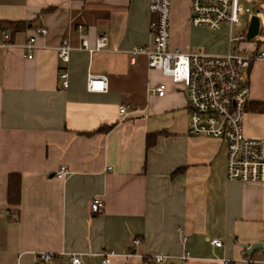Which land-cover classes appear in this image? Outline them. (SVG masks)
Here are the masks:
<instances>
[{"label": "crops", "instance_id": "obj_1", "mask_svg": "<svg viewBox=\"0 0 264 264\" xmlns=\"http://www.w3.org/2000/svg\"><path fill=\"white\" fill-rule=\"evenodd\" d=\"M190 4L172 0L170 49L227 54L230 26L193 27ZM153 18L150 0H0V264H35L42 252L76 254L82 264H145L158 255L177 264H264V183L229 181L226 144L189 133L185 88L151 69L146 55L131 62L134 49L152 46ZM3 23L25 27L3 35ZM103 35L107 48L90 57L82 40L95 47ZM64 40L68 63L58 52ZM90 73L107 76L106 92L87 90ZM247 78L244 134L264 139V61ZM161 83L166 96L151 94ZM11 176L19 178L17 204L9 202ZM97 198L104 210L95 215ZM242 244L263 249L249 255ZM104 251L115 253L108 263Z\"/></svg>", "mask_w": 264, "mask_h": 264}, {"label": "built area", "instance_id": "obj_2", "mask_svg": "<svg viewBox=\"0 0 264 264\" xmlns=\"http://www.w3.org/2000/svg\"><path fill=\"white\" fill-rule=\"evenodd\" d=\"M242 0H191L190 23L193 27H206L218 31L223 25L230 26L229 52L225 55H210L199 52L183 53L181 50H171V5L172 0H150V11L154 14L151 23L153 44L151 47L136 48L130 53L131 62L136 64L137 57L146 55L151 69L160 71L174 85L185 88L189 107V133L192 136H206L220 139L226 144L227 165L226 176L229 181L243 183H264V139L248 138L244 134L245 108L251 98V86L247 71L258 61H264V43L247 39V30L241 35L234 34L235 28L242 26V17L251 13ZM3 35H8V29H2ZM37 34L46 37L47 29L39 28ZM89 41L82 40V47L93 57L107 48V37L100 36L95 47H90ZM253 42L254 50L237 51L236 43ZM36 38L31 37L26 44L28 57L34 55ZM62 62L70 60L71 47L64 40L58 48ZM63 87L68 88L67 73L61 74ZM108 88V78L105 75L90 73L87 79V90L91 93H104ZM150 93L165 97L168 85L161 83L150 88ZM121 114L126 108L120 109ZM69 171L61 167L56 176L64 179ZM104 202L94 199L91 212L102 213ZM134 244H139L138 240ZM212 244L221 247L220 240H212ZM115 255L112 251L101 253L103 263H108ZM68 256L72 264H82L79 255L56 254L42 252L36 255L35 264H53ZM189 255L181 257L186 262ZM251 262V261H249ZM145 264H177L166 256H153L145 260ZM225 264H233L227 260Z\"/></svg>", "mask_w": 264, "mask_h": 264}, {"label": "rangeland", "instance_id": "obj_3", "mask_svg": "<svg viewBox=\"0 0 264 264\" xmlns=\"http://www.w3.org/2000/svg\"><path fill=\"white\" fill-rule=\"evenodd\" d=\"M245 6L251 9V13L247 14V16L242 17V26L240 28H235L234 34L236 36L241 35L244 30L248 28V25L250 23V19L252 16H258L260 19V33L253 39L254 42H261L264 43V0H242L241 1ZM227 32H225L226 34ZM226 39L225 41H228L227 35L224 36ZM237 44V43H236ZM245 44V45H243ZM226 46L228 45L225 44ZM264 45V44H263ZM247 48V49H253L254 48V43L253 42H243L237 44L235 47L238 48ZM230 47V46H229ZM259 127L261 129H264V119L260 122Z\"/></svg>", "mask_w": 264, "mask_h": 264}, {"label": "trees", "instance_id": "obj_4", "mask_svg": "<svg viewBox=\"0 0 264 264\" xmlns=\"http://www.w3.org/2000/svg\"><path fill=\"white\" fill-rule=\"evenodd\" d=\"M23 27H25V25L22 23H15V24L14 23H3L1 25V30L2 29H8L9 34H15L19 31H21L23 29ZM111 128L112 127H106V128L101 129V131L107 132ZM156 140H157V134H153V135H150V137H148L147 147L149 150L151 147H153L155 145ZM16 179H19V178H16V176H11L10 184H9V202L17 204L19 202V198H20V183H19V181H16ZM254 260H256V259H254Z\"/></svg>", "mask_w": 264, "mask_h": 264}, {"label": "water", "instance_id": "obj_5", "mask_svg": "<svg viewBox=\"0 0 264 264\" xmlns=\"http://www.w3.org/2000/svg\"><path fill=\"white\" fill-rule=\"evenodd\" d=\"M260 33V19L258 16H252L250 19V23L247 29V39L253 40ZM244 249H246L251 255L252 253L263 249V244H253L251 246L241 245Z\"/></svg>", "mask_w": 264, "mask_h": 264}]
</instances>
